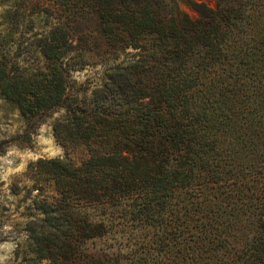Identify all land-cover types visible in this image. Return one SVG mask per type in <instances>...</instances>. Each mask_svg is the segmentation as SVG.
I'll use <instances>...</instances> for the list:
<instances>
[{
    "label": "trees",
    "instance_id": "1",
    "mask_svg": "<svg viewBox=\"0 0 264 264\" xmlns=\"http://www.w3.org/2000/svg\"><path fill=\"white\" fill-rule=\"evenodd\" d=\"M210 1L3 0L0 155L55 115L64 149L25 173L28 264H264V0Z\"/></svg>",
    "mask_w": 264,
    "mask_h": 264
},
{
    "label": "rangeland",
    "instance_id": "2",
    "mask_svg": "<svg viewBox=\"0 0 264 264\" xmlns=\"http://www.w3.org/2000/svg\"><path fill=\"white\" fill-rule=\"evenodd\" d=\"M207 2L213 4L210 0ZM178 7L190 17L197 16L185 2H180ZM2 8L3 0H0V12ZM75 76L80 83H85L86 87L93 85L97 80L94 70L90 69ZM53 119L36 129L32 135L31 147L19 148L10 145L6 152L0 155V264H28L23 259L24 247L20 248L17 255L16 244L26 239V224L37 213L34 197L38 191H31L29 186L24 187L31 182L25 173L28 166L38 159L63 157L64 149L52 135ZM25 129L26 123L18 110L0 97V141H10Z\"/></svg>",
    "mask_w": 264,
    "mask_h": 264
}]
</instances>
